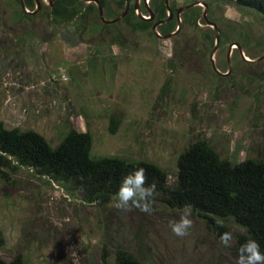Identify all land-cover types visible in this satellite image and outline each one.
<instances>
[{
  "label": "rangeland",
  "instance_id": "obj_1",
  "mask_svg": "<svg viewBox=\"0 0 264 264\" xmlns=\"http://www.w3.org/2000/svg\"><path fill=\"white\" fill-rule=\"evenodd\" d=\"M121 1L106 0V19L124 11L127 1L120 9ZM197 1L207 3V17L220 31L215 54V31L203 18V4L182 13L180 32L164 40L153 32H131L121 21L112 33L83 28L77 34L73 24L52 25L39 12L43 6L25 18L17 0H0V120L7 128L41 134L52 148L71 129L90 132L93 158L154 163L166 171L170 187L177 182L179 156L198 140L233 163L264 162V60L246 62L234 45L251 60L262 57L264 17L226 0L168 3L179 10ZM136 2L130 0V10ZM52 3L43 0L48 8ZM148 9L153 11L152 0H142L147 18ZM195 9L201 13L196 25L190 12ZM212 59L229 74H215ZM112 119L119 122L114 135ZM113 202L88 204L32 170L1 168L6 245L0 257L10 261L22 254L29 264H114L116 252L125 250L143 264H237L236 236L245 229L234 220H219L233 236L224 247L220 238L227 232L208 227L192 211L189 234L178 237L170 222L179 221L182 210L154 201L151 214L124 212Z\"/></svg>",
  "mask_w": 264,
  "mask_h": 264
},
{
  "label": "trees",
  "instance_id": "obj_2",
  "mask_svg": "<svg viewBox=\"0 0 264 264\" xmlns=\"http://www.w3.org/2000/svg\"><path fill=\"white\" fill-rule=\"evenodd\" d=\"M20 3V0H17ZM126 0L118 3L123 9ZM217 1V0H209ZM237 7L253 10L264 17V0H226ZM26 8L34 11L36 0H24ZM104 8L106 0H99ZM21 4V3H20ZM155 21L168 18L165 0H152ZM176 15L178 9L171 6ZM193 19L196 25L201 17L198 10ZM47 14L52 25L73 24L77 34L84 32H107L118 30L120 22L105 24L99 17L95 4L78 0H55L53 7L43 6L39 11ZM94 12L98 13L95 18ZM21 17L30 14L20 11ZM97 15V14H96ZM119 16L108 18L115 19ZM189 13L184 14L188 19ZM173 21L159 28L161 35L173 33ZM131 32H152L153 22L140 19L132 7L121 21ZM213 41V40H212ZM119 122L112 119L110 133L116 134ZM93 137L90 132L71 129L62 142L52 148L39 133L19 128H7L0 121V169L27 168L38 176L47 177L63 186L69 192L78 193L88 204L107 205L118 193L123 179L141 168L145 169L147 185L155 182L154 201L165 207L183 210L186 204L192 205V212L203 219L208 227L230 233L219 220L232 219L245 229L244 234L236 236V252L250 240L256 241L264 254V162L246 159L239 163L222 159L220 154L206 141L198 140L187 148L178 158V177L174 187L168 183V175L158 165L147 161H129L121 157H92ZM6 176V174H4ZM146 185V186H147ZM6 245L0 229V250ZM0 264H29L22 254L7 261L0 257ZM114 264H143L125 250H118Z\"/></svg>",
  "mask_w": 264,
  "mask_h": 264
},
{
  "label": "clouds",
  "instance_id": "obj_3",
  "mask_svg": "<svg viewBox=\"0 0 264 264\" xmlns=\"http://www.w3.org/2000/svg\"><path fill=\"white\" fill-rule=\"evenodd\" d=\"M145 169L141 168L127 175L116 194L113 207L117 210L130 212L138 209L146 214L153 211L152 204L156 194V184L153 182L147 185ZM192 205L186 204L182 210L179 221L170 222V227L174 235L184 237L189 234L193 226V221L189 218ZM233 236L231 233H224L220 238V243L224 247H230ZM237 264H264V254L260 252L259 244L250 240L241 246Z\"/></svg>",
  "mask_w": 264,
  "mask_h": 264
},
{
  "label": "water",
  "instance_id": "obj_4",
  "mask_svg": "<svg viewBox=\"0 0 264 264\" xmlns=\"http://www.w3.org/2000/svg\"><path fill=\"white\" fill-rule=\"evenodd\" d=\"M78 1H80V2H84V3H86V4H95V5L98 7L99 17H100L101 21H102L103 23H105V24H108V25H113V24H116V23L120 22L121 20H123V19L127 16V14L129 13V10H130V0H126V1H127V4H126L125 11H124L119 17H117V18H115V19L108 20V19L105 18L104 7H103V5L99 2V0H78ZM20 3H21L22 10L24 11L25 14H32V15H33V14L37 13V12L40 10V8L42 7V1H41V0H36V9H35V11L30 12V11L26 8V5H25L24 0H20ZM165 3H166V6H167V9H168V12H169V14H168V18L165 19V20H162V21H160V22H158V23H156V24H154L153 27H152V32H153L157 37L162 38V39L165 40V39H170V38H173L174 36H176V35L180 32L181 27H182V26H181V21H180V16H181V14L184 13L185 11H187V10H189V9H191V8H193V7H195V6H197V5H199V4H203V5L206 6V10H205V12L203 13V18L205 19L207 25L210 26V27H212V28L214 29V31H215L216 45H215V47H214L213 54H215V53L217 52L218 47H219V43H220V31H219V29H218L217 24L214 23V22H211V21L208 19V17H207L208 5H207V3H206L205 1H197V2H195L194 4H192V5H190V6H186V7H183V8H181V9H179V10L177 11L176 15H175V17H176V19H177V21H178V26H177L176 30H175L173 33H170V34H168V35H164V36H162V35L159 33V30H158V29H159V26L168 23L169 21H171V20L174 18V13H173V11L171 10V8H170V6H169L168 0H165ZM134 9H135L136 11L139 12V13H138V17H139L140 19H142V20H146V21H151V22L154 21L155 15H154V12H153V11H151V10H149V9L147 10L148 13H149V16H150L149 18H146V17L141 13V0H137L136 4H135V6H134ZM234 45L236 46V49L239 50V52L241 53L242 58H243L246 62H249V63H257V62H260V61L264 60V55H263L262 57L256 59V60H251V59L247 58V57L243 54V49H242L241 46H239L238 44H234ZM231 53H232V51H229V53H228V59H230L229 56L231 55ZM212 61H213V59H212ZM229 67H230L229 71H231V64L229 65ZM214 69H215V71H216L218 74H220V75H222V76H226V75L229 74V73H227V74H222L221 72H219V71L217 70V68H216L215 66H214Z\"/></svg>",
  "mask_w": 264,
  "mask_h": 264
},
{
  "label": "flooded vegetation",
  "instance_id": "obj_5",
  "mask_svg": "<svg viewBox=\"0 0 264 264\" xmlns=\"http://www.w3.org/2000/svg\"><path fill=\"white\" fill-rule=\"evenodd\" d=\"M41 1H42V6H44V4H43V0H41ZM54 2H55V0H54ZM141 2H142V0H141ZM53 5H54V4L52 3V5H51L50 7H53ZM125 8H126V7H125ZM133 8H134V7H133ZM124 11H125V9H124ZM124 11H123V12H124ZM153 11H154V9H153ZM123 12H122V13H123ZM129 12H130V11H129ZM122 13H121V14H122ZM121 14H119V16H120ZM128 14H129V13H128ZM128 14H127V15H128ZM119 16H118V17H119ZM155 20H156V18H154V21H153L154 24L160 22V21H155ZM164 20H165V19H164ZM204 20H205V19H204ZM121 21H122V20H121ZM169 22H170V21H169ZM211 22H212V21H211ZM118 23H119V22H118ZM116 24H117V23H116ZM154 24H153V25H154ZM166 24H167V23H166ZM164 25H165V24H164ZM161 26H162V25H161ZM161 26H159V28H160ZM152 27H153V26H152ZM158 30H159V29H158ZM240 54H241V53H240ZM241 58H242V56H241ZM242 59H243V58H242ZM243 60H244V59H243ZM217 61H218V60H217ZM219 61H220V60H219ZM230 62H231L230 59H228V57H227V58H226V65H227L228 69H230V67H229ZM210 63H211V65H212V69H213L214 73L217 74V75H219V76H222V75L218 74V73L215 71V69H214V66H215L214 61L211 60ZM228 72H229V70H228ZM230 72H231V71H230Z\"/></svg>",
  "mask_w": 264,
  "mask_h": 264
},
{
  "label": "crops",
  "instance_id": "obj_6",
  "mask_svg": "<svg viewBox=\"0 0 264 264\" xmlns=\"http://www.w3.org/2000/svg\"><path fill=\"white\" fill-rule=\"evenodd\" d=\"M68 42H69V39L67 40ZM65 42V41H63L62 43L63 44H65L66 46H68V42ZM72 42H74V40L72 39ZM76 42V41H75ZM0 121H2V120H0ZM4 124H5V126H6V122L5 121H2Z\"/></svg>",
  "mask_w": 264,
  "mask_h": 264
},
{
  "label": "built area",
  "instance_id": "obj_7",
  "mask_svg": "<svg viewBox=\"0 0 264 264\" xmlns=\"http://www.w3.org/2000/svg\"><path fill=\"white\" fill-rule=\"evenodd\" d=\"M147 18V17H146Z\"/></svg>",
  "mask_w": 264,
  "mask_h": 264
}]
</instances>
